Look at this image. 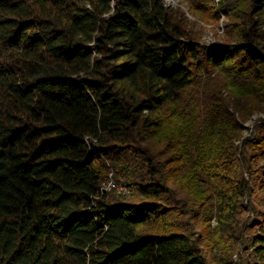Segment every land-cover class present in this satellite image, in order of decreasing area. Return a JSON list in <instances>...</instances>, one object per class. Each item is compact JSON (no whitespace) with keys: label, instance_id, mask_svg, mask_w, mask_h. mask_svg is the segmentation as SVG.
Here are the masks:
<instances>
[{"label":"trees","instance_id":"trees-1","mask_svg":"<svg viewBox=\"0 0 264 264\" xmlns=\"http://www.w3.org/2000/svg\"><path fill=\"white\" fill-rule=\"evenodd\" d=\"M186 1L0 0V264H264V0Z\"/></svg>","mask_w":264,"mask_h":264},{"label":"rangeland","instance_id":"rangeland-1","mask_svg":"<svg viewBox=\"0 0 264 264\" xmlns=\"http://www.w3.org/2000/svg\"><path fill=\"white\" fill-rule=\"evenodd\" d=\"M169 9L173 11L174 19L183 26L186 33H188L200 45L210 46L217 42H225L229 40L227 37L228 27L230 25L229 16L222 12L223 17L219 14L217 19L205 18L201 14L193 13L189 3L186 0H169L167 3ZM190 16V18L187 16ZM264 31V28L262 29ZM260 118H264L262 113H254V115L245 123L246 130L245 137H251L255 134L254 125ZM107 166V172L104 175L102 182H106L110 177L117 189L108 191L107 196H128L129 188L125 183V170L122 168H114L109 162L102 159ZM101 182V183H102ZM126 189V193L123 190ZM214 225V224H213ZM235 262L244 264V260H238L234 257Z\"/></svg>","mask_w":264,"mask_h":264},{"label":"built area","instance_id":"built-area-1","mask_svg":"<svg viewBox=\"0 0 264 264\" xmlns=\"http://www.w3.org/2000/svg\"><path fill=\"white\" fill-rule=\"evenodd\" d=\"M214 2V4L218 7L221 3L222 0H212ZM230 2L234 1V0H229ZM169 2V0H165V3L167 5V3ZM220 15L223 17L224 15H222V13L220 12ZM187 16L190 18V16L187 14ZM111 189H117V187L115 186V184L112 181V178L110 177L108 180H106V182H102L101 186H100V194H106L108 193L109 190ZM123 190V193H126V189H121Z\"/></svg>","mask_w":264,"mask_h":264}]
</instances>
